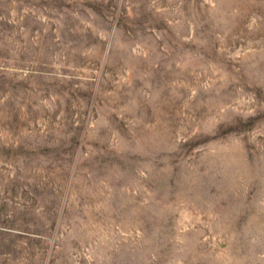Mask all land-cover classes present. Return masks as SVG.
<instances>
[{"label":"rangeland","instance_id":"1","mask_svg":"<svg viewBox=\"0 0 264 264\" xmlns=\"http://www.w3.org/2000/svg\"><path fill=\"white\" fill-rule=\"evenodd\" d=\"M0 264H264V0H0Z\"/></svg>","mask_w":264,"mask_h":264}]
</instances>
